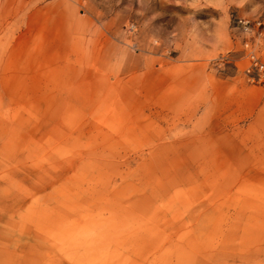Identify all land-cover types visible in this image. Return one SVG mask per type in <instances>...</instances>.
<instances>
[{
    "label": "rangeland",
    "instance_id": "rangeland-1",
    "mask_svg": "<svg viewBox=\"0 0 264 264\" xmlns=\"http://www.w3.org/2000/svg\"><path fill=\"white\" fill-rule=\"evenodd\" d=\"M237 15L264 0H0V264H264Z\"/></svg>",
    "mask_w": 264,
    "mask_h": 264
},
{
    "label": "built area",
    "instance_id": "built-area-1",
    "mask_svg": "<svg viewBox=\"0 0 264 264\" xmlns=\"http://www.w3.org/2000/svg\"><path fill=\"white\" fill-rule=\"evenodd\" d=\"M234 21L235 27L243 34L242 45L246 57V63L243 67L244 73L252 80L264 79V59L259 52L264 16L237 15Z\"/></svg>",
    "mask_w": 264,
    "mask_h": 264
},
{
    "label": "crops",
    "instance_id": "crops-1",
    "mask_svg": "<svg viewBox=\"0 0 264 264\" xmlns=\"http://www.w3.org/2000/svg\"><path fill=\"white\" fill-rule=\"evenodd\" d=\"M226 143V144H224ZM244 143V142H242ZM221 144L223 145L224 149H225V157L226 159H228V157H232L233 154L232 152H229L230 149H233V147H235L236 145L239 144L238 140L237 139H234V137H232V135L230 134H225L224 137L221 139ZM235 157V156H234ZM240 166V168L243 166L241 162L238 163ZM207 165V164H206ZM215 165H217V162L215 160H212L210 162L209 165H207L209 167L206 166V170H205V173H209V172H220L221 170H216L214 169ZM220 166V165H219ZM247 166V165H246ZM249 166V165H248ZM247 166V169H244V168H241V169H237L236 172L237 173H249L250 170L253 168L252 165L250 166L251 169H248L249 167ZM262 171L264 172V169H262ZM206 189H212V188H220V189H227L228 188V185H222V183L220 182H215V183H212V182H207L206 183ZM214 184V185H213ZM244 182L239 180V181H236L235 183V188L236 189H243L244 188ZM247 184H249V182H247ZM250 186L246 187V188H249ZM251 189H264L262 187H254L252 186L251 184Z\"/></svg>",
    "mask_w": 264,
    "mask_h": 264
}]
</instances>
